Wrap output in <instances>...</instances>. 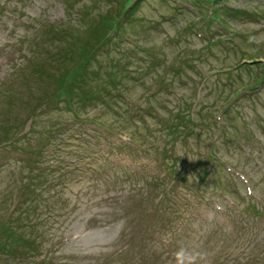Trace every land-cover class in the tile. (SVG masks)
<instances>
[{"label": "rangeland", "instance_id": "obj_1", "mask_svg": "<svg viewBox=\"0 0 264 264\" xmlns=\"http://www.w3.org/2000/svg\"><path fill=\"white\" fill-rule=\"evenodd\" d=\"M195 1L0 0V264H264V0Z\"/></svg>", "mask_w": 264, "mask_h": 264}, {"label": "trees", "instance_id": "obj_2", "mask_svg": "<svg viewBox=\"0 0 264 264\" xmlns=\"http://www.w3.org/2000/svg\"><path fill=\"white\" fill-rule=\"evenodd\" d=\"M141 1L142 0H118V2H116L115 6L112 8V12L110 13V11H108V13L105 14V16L101 19L100 26L98 27V29L95 30V33L93 34V40H87L79 46L81 51H83L84 53L89 52V54H87V55H84V54L82 55L85 60H87V61L90 60V58L93 57L95 52L98 51L100 48L107 50V47H106L107 44L106 43L111 42V38L114 37L118 33V29H117L118 19L121 17V14L122 13H131L134 6L138 3H140ZM186 1L192 3V4L189 3L191 5V7H193V8L197 7V2L195 0H186ZM206 1L214 4L213 9H218V7H220V5L218 4L219 1L217 2V5H216V3H214L215 0H206ZM119 5H120L119 9L115 12V16L113 17L112 15ZM216 18L214 20H217ZM91 36H92V34H91ZM122 57H124L123 54H122ZM120 64L121 63H115V65H117V66H119ZM123 67H124V65L121 66V69H123ZM72 88H73V86H71L70 91H72ZM67 92H69V91H67ZM45 153H48V151ZM7 221L8 220L5 219V220H2L0 222V231L1 232H3V231L11 232L12 228L7 223ZM13 240L19 241L18 238H15ZM0 245H2L4 248H6L8 250V252L10 253V251H11L10 250V243L4 245L0 241Z\"/></svg>", "mask_w": 264, "mask_h": 264}, {"label": "clouds", "instance_id": "obj_3", "mask_svg": "<svg viewBox=\"0 0 264 264\" xmlns=\"http://www.w3.org/2000/svg\"><path fill=\"white\" fill-rule=\"evenodd\" d=\"M249 41L256 43L260 42L256 37H249ZM193 227H196V225H193ZM202 256L203 254L198 251H189L185 248H181L177 253L178 264H197L198 259L202 258Z\"/></svg>", "mask_w": 264, "mask_h": 264}]
</instances>
